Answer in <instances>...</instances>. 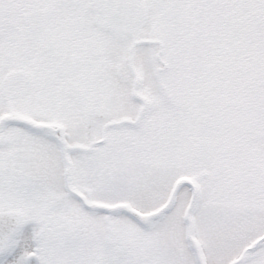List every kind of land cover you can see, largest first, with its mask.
I'll return each mask as SVG.
<instances>
[{"label":"snow or ice","instance_id":"snow-or-ice-1","mask_svg":"<svg viewBox=\"0 0 264 264\" xmlns=\"http://www.w3.org/2000/svg\"><path fill=\"white\" fill-rule=\"evenodd\" d=\"M0 264H264V0H0Z\"/></svg>","mask_w":264,"mask_h":264}]
</instances>
